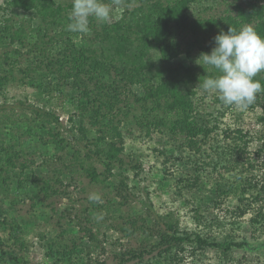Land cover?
Masks as SVG:
<instances>
[{"label": "trees", "instance_id": "16d2710c", "mask_svg": "<svg viewBox=\"0 0 264 264\" xmlns=\"http://www.w3.org/2000/svg\"><path fill=\"white\" fill-rule=\"evenodd\" d=\"M208 1L119 0L110 23L90 17L85 33L66 30L72 0L0 3V93L24 64L27 81L23 82L36 89L38 100L60 96L73 109L66 136L60 117L46 105L23 119L15 116V110L0 116V229L5 232L0 236V264H29L24 256L28 249L24 227L15 215L11 217L13 208L4 210L6 201L16 207L21 201L38 203L61 195L67 192L60 187L64 180L75 182V175L82 173L94 183L118 178L117 196L127 199L130 177L123 157L128 137L156 140L159 146L153 152L165 165L191 164L176 180V189L180 196L196 198L199 204L193 209L198 219L211 203L240 189L246 210L261 203L252 225H264V183L258 181L255 163L248 157L251 138H245L250 133L223 126L234 107L199 86L206 76L218 73L198 61L216 46L214 37L230 28L251 26L264 37V0H221L227 8L205 16L196 9ZM102 2L112 4V0ZM254 79L264 86V71ZM255 106L262 110L257 122L264 127V91L247 109ZM59 151L66 152L65 158ZM70 158L73 162L68 165ZM93 161L103 166L102 173ZM140 164L132 166L137 177ZM173 174L170 178L176 177ZM210 177L214 180L208 187ZM100 204L93 202L94 214L95 206L104 207ZM108 204L116 206L111 200ZM160 219L167 231L157 232L149 249L118 253L119 264L143 261L159 246L168 255L175 254L177 247L186 251L188 243L195 255L214 248L225 256L243 247L231 237L220 241L199 232L179 234L178 224L165 216ZM73 229L69 225L68 231ZM86 230L89 238L78 242L74 237L61 240L63 233L48 231L42 236L46 256L55 264H91L92 248L99 243L92 241V230Z\"/></svg>", "mask_w": 264, "mask_h": 264}, {"label": "rangeland", "instance_id": "374dc122", "mask_svg": "<svg viewBox=\"0 0 264 264\" xmlns=\"http://www.w3.org/2000/svg\"><path fill=\"white\" fill-rule=\"evenodd\" d=\"M232 2V0H228ZM3 0H0L2 3ZM221 6V0H209L202 6L197 7L201 14L215 15L226 9ZM196 11V12H197ZM24 58L22 61H24ZM24 64L10 75V81L5 85V90L0 93V116L3 118L15 110V116L23 119V115H30L32 109L48 107L53 109L60 117V122L64 128V135H68V120L73 115V109L66 99L60 96L38 100L37 91L23 81H27ZM2 72V71H1ZM0 75H2L0 73ZM21 107V108H20ZM31 108V109H29ZM262 110L259 106L254 109L236 110L229 113L223 120V126L232 129L240 127L245 132H249L251 143L248 145V157L251 163H255V174L258 176L260 184L264 183V153L263 133L264 127L257 122ZM159 144L150 139H127V155L123 157L126 165V175L130 177V189L123 195L127 199L119 197L115 187L118 178H111L110 183H94L85 173L75 175L76 181L64 180L60 186L67 192L61 195H53L44 201H24L10 207V201H6L4 210L14 209L10 212L11 217L21 222L24 227L23 236L28 246L24 256L29 264H55L54 260L46 256V248L43 244L42 236L50 230H55V234L63 233L61 240L75 238H89L86 229L92 230L93 240L99 243L93 246L91 254V264H119L117 254L130 250L139 251L142 248L149 249L151 242L156 241L157 232L167 231L165 222L160 219L165 216L166 220L178 224L179 234L191 235L203 233L205 237H216L223 241L227 237L234 238L237 243H242V248H235L234 252L225 256L218 249H207L195 255L192 253L190 244H186V251H180L179 247L174 248L175 254L168 255L163 252L164 246H159L151 255H145L143 261H131L124 264H264V225H252L251 219L255 216L258 206L261 203L253 204L251 207L243 206L240 201L242 192H231L227 197L213 202L207 209L200 212L201 219H198L194 205H198L190 195L186 193L180 196L176 189V180L187 171L190 165L163 163V158L155 156L153 149ZM83 147V146H82ZM53 153V151H52ZM189 153V152H188ZM260 153V154H259ZM59 155L65 158L66 152L59 151ZM131 155L133 158L129 157ZM187 154H184L186 157ZM73 160L70 158L66 163L70 165ZM142 164V172L139 177L133 169L134 164ZM99 173L104 171L103 166L93 161ZM140 164V165H141ZM59 163L56 162L55 166ZM252 168V167H251ZM190 169L188 170V172ZM254 173V169L252 170ZM170 173L176 177L170 178ZM210 173L206 171L205 174ZM205 181L207 177L204 176ZM214 178H209L208 187ZM259 184V187L261 185ZM255 193V192H254ZM250 195L245 197L247 201ZM114 201L116 206L109 205V201ZM100 201V206L94 207L97 214L93 212V202ZM205 202V201H202ZM201 202V203H202ZM252 201L248 203L251 204ZM246 203V202H245ZM96 204V203H95ZM247 204V203H246ZM119 208L120 212L115 210ZM203 209V207L201 206ZM11 210V209H10ZM242 210L246 212L242 213ZM136 221V225L130 221ZM69 225L74 227L73 231H68ZM127 228V229H126ZM126 229V230H125ZM5 234L0 229V236ZM7 235V234H6ZM213 237V238H214ZM73 246L71 243L70 248ZM155 247V246H154ZM166 247V246H165ZM173 258V259H171Z\"/></svg>", "mask_w": 264, "mask_h": 264}, {"label": "clouds", "instance_id": "9594fccd", "mask_svg": "<svg viewBox=\"0 0 264 264\" xmlns=\"http://www.w3.org/2000/svg\"><path fill=\"white\" fill-rule=\"evenodd\" d=\"M102 0H72L69 23L66 30L71 33H85L89 18L110 23L113 5ZM215 47L211 53H202V65L214 69L218 75L207 77L199 86L210 93L218 94L219 100L236 110H246L256 99L257 93L264 91L259 80L254 79L264 71V37L251 26L239 30L230 28L214 37ZM201 65V64H200Z\"/></svg>", "mask_w": 264, "mask_h": 264}]
</instances>
